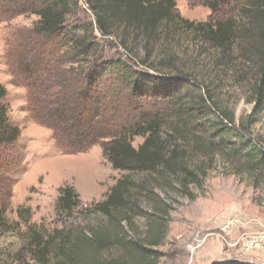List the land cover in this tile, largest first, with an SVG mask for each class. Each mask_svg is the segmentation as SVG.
I'll list each match as a JSON object with an SVG mask.
<instances>
[{"label":"trees","instance_id":"obj_1","mask_svg":"<svg viewBox=\"0 0 264 264\" xmlns=\"http://www.w3.org/2000/svg\"><path fill=\"white\" fill-rule=\"evenodd\" d=\"M1 1L9 18L38 17L24 72L37 80L46 58H62L48 102L52 126L80 148L100 141L111 167L124 172L102 200L86 205L71 186L61 187L62 220L51 229L31 224L28 207L17 208L13 229L23 220L26 230L16 264H162L173 193L193 199L191 187L201 188L220 163L253 186L264 181V136L251 131L264 112V0H207L211 17L200 22L180 16L175 0H81L91 21L75 16L79 0ZM221 8L227 15L215 18ZM181 32L246 84L253 106L245 120L220 103L207 64L182 60L171 46ZM6 95L0 83V146L20 133ZM9 225L0 208V233Z\"/></svg>","mask_w":264,"mask_h":264},{"label":"rangeland","instance_id":"obj_2","mask_svg":"<svg viewBox=\"0 0 264 264\" xmlns=\"http://www.w3.org/2000/svg\"><path fill=\"white\" fill-rule=\"evenodd\" d=\"M175 2L176 11L190 21H207L211 17L207 0ZM227 11L221 8L214 17L223 18ZM75 16L91 21L81 0ZM37 19L32 13L9 18L5 3L0 2V83L7 92L3 101L8 118L20 130L11 145L0 146V208L5 209L10 224L0 233V264H16L14 256L24 244L23 220L19 221V230L13 229L18 220L17 208L28 207L31 224L51 229L62 220L56 210L61 187L71 186L86 205L102 200L124 174L111 167L102 154L100 141L80 148L76 140L61 135L52 126L54 118L48 102L57 89L54 77L62 67V58H46L41 66L44 72L37 80L24 72L28 63L24 55L32 53L26 49L33 46L29 34ZM170 44L182 60L207 64V72L217 81L220 103L234 113L236 120H245L253 106L247 86L215 62L216 52L184 32L176 34ZM104 49L107 55L116 50L108 42ZM29 62L34 59L29 58ZM45 69L49 70L47 75ZM251 131L264 136V112L256 117ZM141 142V138H135L133 145ZM230 170L227 165L216 164L201 188L191 187L193 199L172 194L175 199L168 234L161 247L165 254L162 264H264V181L253 186L249 177ZM133 176L142 179L147 175Z\"/></svg>","mask_w":264,"mask_h":264},{"label":"water","instance_id":"obj_3","mask_svg":"<svg viewBox=\"0 0 264 264\" xmlns=\"http://www.w3.org/2000/svg\"><path fill=\"white\" fill-rule=\"evenodd\" d=\"M229 264H249V263H246V262H232V263H229Z\"/></svg>","mask_w":264,"mask_h":264}]
</instances>
